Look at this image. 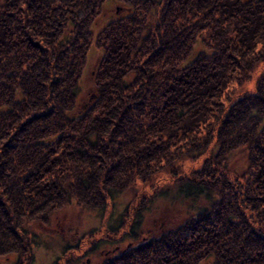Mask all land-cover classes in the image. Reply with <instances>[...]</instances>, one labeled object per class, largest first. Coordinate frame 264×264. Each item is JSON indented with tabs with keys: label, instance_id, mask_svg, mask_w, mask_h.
I'll list each match as a JSON object with an SVG mask.
<instances>
[{
	"label": "trees",
	"instance_id": "1",
	"mask_svg": "<svg viewBox=\"0 0 264 264\" xmlns=\"http://www.w3.org/2000/svg\"><path fill=\"white\" fill-rule=\"evenodd\" d=\"M105 1L0 0V257L33 264L34 224L133 192L89 250L124 227L133 240L98 264H264V70L255 92L229 95L264 62V0H116L131 12L95 37ZM160 193L183 212L144 228Z\"/></svg>",
	"mask_w": 264,
	"mask_h": 264
},
{
	"label": "rangeland",
	"instance_id": "2",
	"mask_svg": "<svg viewBox=\"0 0 264 264\" xmlns=\"http://www.w3.org/2000/svg\"><path fill=\"white\" fill-rule=\"evenodd\" d=\"M130 12V8L116 0L105 1L101 13L96 17L93 25L94 36L96 37L107 23L116 18L125 16ZM198 49H203V47H198ZM102 54L103 50L96 46H93L89 52L87 67L80 81L79 97L81 100L85 99L89 94V90L92 87L94 72ZM263 70L264 62H261L249 80L240 83V85L234 82L233 86L230 88L232 95H229L231 99L237 98L240 94L245 92H255L256 78ZM204 160V157H200L196 160H184L182 162L183 171L189 174L192 173L196 167L200 168L203 165ZM243 164L244 161L236 157L231 164L233 167L232 171L243 168ZM170 177V175L163 173L149 184H146L145 188L148 191L155 186L161 188L164 183L169 181ZM159 195H161V193L155 195L151 202L148 203L149 205L143 209L142 225L144 228H151L153 225L158 226L160 222H164L167 218L178 213V215H181L183 212V206L177 207L171 205L172 203L169 200H165ZM132 197L133 192L117 195L114 199L115 206L112 212H110V205L106 214L101 210H89L72 203L53 215L49 224H34L31 227V230L36 235V242L32 252L34 257L33 264H64V258L70 254L77 256L79 259L74 264H98L103 256H105L106 249L110 248L113 250L114 248L128 245L133 239L131 237L121 239L126 232L124 227L118 232L113 233L110 239L111 241L100 243L98 251L95 249L89 250L96 239L108 237V231L103 223L106 221L108 222V226L114 227L127 205L129 206L132 203ZM139 199L141 200V197ZM136 203L137 202L134 201L133 204H141V202L138 204ZM106 219H108V221ZM76 241H79L77 248L70 249L72 250L70 252L66 250L68 245L74 244ZM22 259L24 264H30V259L28 257L23 256ZM18 262L19 256L16 253H10L0 257V264H18Z\"/></svg>",
	"mask_w": 264,
	"mask_h": 264
}]
</instances>
